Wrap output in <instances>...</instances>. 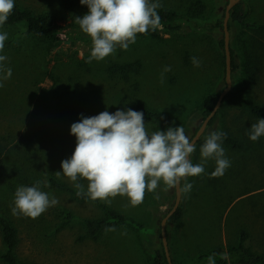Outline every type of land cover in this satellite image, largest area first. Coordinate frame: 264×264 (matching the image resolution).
<instances>
[{
  "label": "rangeland",
  "instance_id": "obj_1",
  "mask_svg": "<svg viewBox=\"0 0 264 264\" xmlns=\"http://www.w3.org/2000/svg\"><path fill=\"white\" fill-rule=\"evenodd\" d=\"M228 1L159 0L180 16L173 24L180 25L178 29L161 22L162 29L137 34L127 49L118 47L104 60L88 63L91 38L74 22L88 13L87 5L80 0H15V5L55 14L67 27L60 40L52 43L27 34L24 24L0 26V33L8 34L0 52L7 60L2 63L12 69L11 78L0 81L4 85L0 87V209L12 214L16 188L37 180L42 182L41 190L59 201L35 219L12 214L19 229L21 260L30 264H152L144 240L153 233L152 225L161 227L173 205L175 188L165 190L162 184L155 190L160 211L158 219L152 220L144 203L133 206L121 195L109 198L110 206L124 211L128 218L152 224H144L143 233L124 226L79 240L86 232L84 221L103 216L104 210L93 201H80L52 188L48 178H59L74 187L69 178L55 173H63L62 161L75 151L71 125L80 122L82 114L91 117L106 110L127 111L134 103L144 102L172 116L190 138L202 122L203 97L225 77V52L219 45L224 31L217 22L223 23ZM244 2L249 20L264 23V0ZM235 33L234 29L230 37ZM239 33H244L243 28ZM252 34L259 36L256 32L248 35ZM191 57L200 61L199 67ZM165 66L171 71L164 72ZM259 67L250 83L233 80V86L264 104V61ZM223 108L208 133L229 128L244 141L245 149L234 151L222 144L231 161L222 176L211 175L216 164L209 160L203 174L184 181L193 188L184 193L185 214L172 243L176 264H208L197 260L201 253L238 245L242 232L247 233L244 245L264 255V136L255 142L245 137L243 131L257 120L239 100H229ZM145 124L149 134L167 130L150 120ZM200 147L194 164L201 161ZM84 182L88 186L86 179ZM58 208L68 209L75 219L60 227L64 220L58 216Z\"/></svg>",
  "mask_w": 264,
  "mask_h": 264
},
{
  "label": "clouds",
  "instance_id": "obj_2",
  "mask_svg": "<svg viewBox=\"0 0 264 264\" xmlns=\"http://www.w3.org/2000/svg\"><path fill=\"white\" fill-rule=\"evenodd\" d=\"M80 3L87 5L89 11L83 17H76L74 22L91 38L88 63L104 60L118 47L127 49L135 43L137 34L163 28L157 12L162 6L159 0H80ZM14 7L15 0H0V26L6 23ZM7 38L6 32L0 33V52ZM191 59L194 66H200L196 57ZM6 60L5 55H0V73H3L0 81L12 76V69L2 63ZM168 71L171 67L165 66L164 72ZM3 86L0 82V87ZM71 134L76 137L75 151L70 159L62 161L63 173L57 171L55 175L63 174L74 182L78 196L101 200L108 205L110 197L121 195L137 206L143 202L146 191L155 192L161 182L165 190L176 188L181 193H189L193 185L181 181L203 174L209 160L216 164L212 176H222L231 166L222 147L226 132L209 133L200 147L201 161L194 164L191 155L196 150L195 145L183 126L149 134L144 113L130 108L118 109L115 113L106 110L91 117L82 114L80 122L71 125ZM248 135L253 142L264 136V118L251 125ZM79 179L87 180V192L84 185L77 182ZM41 184L37 180L31 186L16 188L13 215L35 219L59 203L57 198L41 190ZM207 260L208 264H215L213 255Z\"/></svg>",
  "mask_w": 264,
  "mask_h": 264
},
{
  "label": "trees",
  "instance_id": "obj_3",
  "mask_svg": "<svg viewBox=\"0 0 264 264\" xmlns=\"http://www.w3.org/2000/svg\"><path fill=\"white\" fill-rule=\"evenodd\" d=\"M157 12L161 17V22L169 23V29H178L180 27L178 24L173 25L180 17L174 10L162 5L157 9ZM224 15L225 10L222 12V17ZM249 18L250 15L244 0L240 1L233 7L229 20V30L230 33L233 32L234 29L236 30V33L230 37L232 78L233 80H236V82L245 81L246 83H250L257 74V71L260 68L259 66L264 61V23L251 21ZM5 24H24L27 34L52 43H57L67 29L65 25L59 23L57 16L51 12H36L31 8L21 7L18 5H15L12 14L9 16ZM217 25L223 27L222 21H218ZM242 28L244 33L237 34V30ZM252 32H256L259 36L257 37L253 34L248 35ZM244 34L248 36H245ZM219 45L222 49H224V37L219 40ZM222 60L223 64L225 65L224 54L222 55ZM248 75H250L249 78H247ZM225 85L226 83L224 77L219 81L217 87L210 90L203 97L200 105V116L202 120L214 109L219 95ZM229 100H239L243 108L248 112V115L252 119L258 121L259 118H264V104L257 102L254 98L248 96L246 92L243 93V91H240L238 87L235 90L233 86L232 90L223 99L222 104L217 110L216 114L211 118L208 127L212 128L216 124L220 118L221 111L224 109L223 107L226 106V102ZM131 109L143 112L144 121L150 120L154 122L159 128L161 126H166L167 129L169 127H180V125L172 118V116L162 113L161 111L148 106L144 102L134 103ZM200 124L196 126L194 133L199 128ZM249 130L250 127L243 131L245 137L247 138L249 137ZM155 131H158V129ZM219 131L227 133V137L223 140V145L234 151H241L245 149L244 141L236 137L229 128H222ZM208 132L209 131L206 130V132L197 142L195 145L196 150L204 143L205 137L209 134ZM191 137L189 139H191ZM248 143L251 145V142ZM196 150L191 155L192 161H194V158H196ZM202 178L205 179L206 177L202 175ZM48 182L52 188L68 192L77 200L93 201L86 196H78L76 194L77 189L75 187H72L70 184L59 178L51 176L48 178ZM77 182L83 184L84 190L87 192V186L85 185L84 179H79ZM183 183L184 181H182V184ZM162 184L163 182L160 183V185ZM156 197L157 193L146 191L144 199L147 203H154V211L156 212L155 218L158 219V212L160 211V208L157 206L158 204ZM183 197L184 193H182V200L179 208L169 218L167 223V236L171 256L173 252V239L178 238L176 237L179 233L178 229L182 226L183 217L185 214V209L183 207ZM93 202H95L104 210V215L97 218L86 219L84 221L86 232L79 237V240H84L86 238H96L100 233L106 231V229L114 228L115 230H118L124 226L133 227V229L143 233L142 231L147 229V226L144 224H150V222H137L135 219H130L127 217V214L124 211L116 210L104 201L95 200ZM58 216L64 220L60 227L69 225L75 219V216L72 214V212L65 208H58ZM152 226L153 233L144 240L146 242L145 251L148 252L149 256L151 255L150 257L152 258V264H168L161 239V227L156 229L154 225ZM246 237L247 233L242 232V238L238 245H229L228 247L219 246L211 251L201 253L197 260L199 262H208L207 257L213 255L215 264H264L263 254H259L252 250V248L244 245V240ZM19 243V229L12 218V214L0 209V261L5 264H30L21 260L18 256L17 248ZM173 262L176 264L174 259Z\"/></svg>",
  "mask_w": 264,
  "mask_h": 264
},
{
  "label": "water",
  "instance_id": "obj_4",
  "mask_svg": "<svg viewBox=\"0 0 264 264\" xmlns=\"http://www.w3.org/2000/svg\"><path fill=\"white\" fill-rule=\"evenodd\" d=\"M239 2L240 0H229L228 1L226 5V9H225L224 19H223L224 52H225V83L226 85L221 91L214 109L202 120L199 128L196 130L194 135L191 137L190 140L194 143V145L197 144V142L206 132L211 118L216 114L217 110L220 108L222 104L223 99L227 96V94L232 90V87H233L232 55H231V50H230L229 20L231 17V11L233 7ZM181 200H182V193L178 189L175 188V199H174L173 205L161 221V239H162L163 248H164V252H165L168 264H174V262L171 256L169 241H168V236H167V223H168L169 218L179 208L181 204Z\"/></svg>",
  "mask_w": 264,
  "mask_h": 264
},
{
  "label": "crops",
  "instance_id": "obj_5",
  "mask_svg": "<svg viewBox=\"0 0 264 264\" xmlns=\"http://www.w3.org/2000/svg\"><path fill=\"white\" fill-rule=\"evenodd\" d=\"M144 203V207H145V210L144 211H150L151 213H152V215H151V220L152 219H154L155 218V214H156V212L154 211V205L153 206H151V204L150 203H147L146 201H144V199H143V202L141 203V205Z\"/></svg>",
  "mask_w": 264,
  "mask_h": 264
},
{
  "label": "built area",
  "instance_id": "obj_6",
  "mask_svg": "<svg viewBox=\"0 0 264 264\" xmlns=\"http://www.w3.org/2000/svg\"><path fill=\"white\" fill-rule=\"evenodd\" d=\"M161 193H163V192H160V195H162Z\"/></svg>",
  "mask_w": 264,
  "mask_h": 264
}]
</instances>
